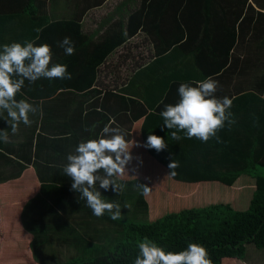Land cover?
Returning a JSON list of instances; mask_svg holds the SVG:
<instances>
[{"label": "trees", "instance_id": "trees-1", "mask_svg": "<svg viewBox=\"0 0 264 264\" xmlns=\"http://www.w3.org/2000/svg\"><path fill=\"white\" fill-rule=\"evenodd\" d=\"M59 1L0 0V46L24 41H35L37 45L47 43L52 48V63L70 67L81 64L85 69V80L82 73H72L70 80L42 78L34 84L26 80L17 100L35 96L34 86L40 87L43 83L54 86V89L43 90L46 96L68 87L89 91L95 84L98 66L126 38L123 33L118 39L110 34L92 38L81 30L80 18H59L48 11L45 13L46 5H60ZM63 1V5L92 6L105 2ZM246 3L247 0L140 1L132 19L139 23L138 20L144 18L142 26H151L156 51L155 64L149 70L148 79L156 84L154 97L159 94L157 90H163L167 97L179 100V85L193 81L179 76L166 80V75L159 70V64L166 57L165 50L157 48L161 47L162 41L160 24L169 16L168 13L174 12L173 16L178 17L185 28L184 17L192 20L191 31L186 38L176 37L175 43L167 44V51L175 50L188 72L217 70L230 79L238 78L239 81H229L233 91H229L228 96L233 99L230 111L236 123L231 130L226 123L224 129L217 133L223 143H217L214 138L207 143L196 138L173 140L171 130L163 127V119L159 115L167 104V98L161 104L150 100L146 108L142 106L135 114L134 121L143 119V145L139 144L141 150L133 154L142 151L143 156L133 157L131 173L152 161L160 167L149 168L142 175L134 173L137 177H133L130 183H124L127 184L126 193L132 198L122 196L126 202H116L121 209V219L118 220H112L108 212L102 217L94 216L86 201L80 198V193L72 190L71 196L59 208V202L45 204L50 209L41 216L40 209L45 206L41 208L33 202L24 210L22 221L26 231L33 235L30 249L36 263L52 264L59 260L56 252L65 255L70 252L73 257L55 264H134L139 251L137 245L145 237L166 251L174 252L184 250L189 242L202 244L212 264H223L226 260L244 261L249 244L264 249V58L250 59L258 47L263 50L260 46H264V39L255 45L244 38L243 20L249 16H239ZM236 8L240 11L237 12ZM237 22L240 24L239 37ZM134 28L129 24L128 30ZM64 37L74 41L73 55H65L64 49L59 47ZM237 86L242 89L238 90ZM148 90L154 91L149 85ZM253 114L259 118L257 126L253 124ZM150 133L163 137L166 149L157 152L145 147ZM172 159L179 161V167L173 170L175 175L168 168ZM124 175L128 177L129 173ZM251 178L255 180L256 190L245 211L236 209L231 202L217 203L208 195L222 191L226 186L246 193L250 189L246 182ZM139 184L150 188L147 195L142 193ZM110 197L107 201L114 202L112 194ZM177 198L184 203L180 209L174 208ZM117 199H121L119 194ZM39 203L43 204L42 198Z\"/></svg>", "mask_w": 264, "mask_h": 264}, {"label": "crops", "instance_id": "crops-1", "mask_svg": "<svg viewBox=\"0 0 264 264\" xmlns=\"http://www.w3.org/2000/svg\"><path fill=\"white\" fill-rule=\"evenodd\" d=\"M84 1L88 3V0ZM140 1L105 0L100 5L94 3L95 6H92L63 5L64 1L60 0V5H46L45 13L48 11L49 14L59 18H80L81 30L92 38L110 34L114 39H118L122 37V33L126 38L121 46L114 49L107 60L98 66L95 84L89 91L68 87L60 88L52 95L46 96L43 95V90L54 89V86L43 83L40 87L34 86L35 96L19 98V100L27 99L40 109L36 115L30 114L31 126H25L21 122L17 133L13 135L6 121L9 119L7 112L0 111V131L7 130L9 135L8 143L0 140V237L6 235L12 242L13 239L32 241L33 235L23 226L24 210L33 202L41 208L51 201L59 202L57 208L66 202L72 191L71 180L64 174L63 166L67 162V155L74 152L81 140L96 138L106 124L114 121L113 127L119 126L126 131V140L129 139L132 156L142 157V151L133 154L141 150L139 144L143 145L141 136L143 119L134 121L135 114L142 106L146 108L150 100L158 104L166 98L167 104L178 102L177 97L169 98L167 92L163 90H157L159 94L154 97L156 84L148 79L156 51L152 42L151 26L149 24L147 28L142 26L145 21L143 17L142 21L138 20L139 23L132 19L137 13ZM236 11L239 12V8H236ZM168 14L169 16L163 18L160 24L162 41L161 47L157 46L159 50L164 49L166 52V57L159 64L160 73L166 75V80L179 76L202 81L211 76L219 81L215 95L218 98L230 96L229 91H233V86L229 81L236 82L239 81L238 78L230 79L227 75L217 73V70L188 72L176 51L172 50L171 53L167 51V44L175 43L176 37L186 38L192 24L189 17H184L187 25L185 28L180 19L173 16L174 12ZM187 14L188 12L186 16ZM241 16H249L243 20L244 38L258 45L260 40L264 39V0H247L239 17ZM129 24L134 25L135 28L128 30ZM239 26L237 22L238 37ZM260 47L263 50L258 47L251 55V60L264 58V46ZM167 56L170 57L169 60ZM68 71L71 74L82 73L85 80V69L81 64L68 66ZM148 85L154 91L148 90ZM86 127L92 131H85ZM131 164L132 162L128 166V177L120 176L128 180L124 181L117 177L118 183H129L133 176L137 177L134 173L142 175L141 167L131 173L133 170ZM157 167L160 166L155 161L148 164V169ZM97 188H99L98 184ZM100 191L106 200H110L112 194L114 202L120 201L117 199L118 193L103 189ZM41 198L43 204L39 203ZM45 208L40 209L42 213L40 216L47 213L50 206L46 205ZM3 242L0 239V245ZM28 248L30 249V246ZM225 262L237 264L240 261Z\"/></svg>", "mask_w": 264, "mask_h": 264}, {"label": "clouds", "instance_id": "clouds-1", "mask_svg": "<svg viewBox=\"0 0 264 264\" xmlns=\"http://www.w3.org/2000/svg\"><path fill=\"white\" fill-rule=\"evenodd\" d=\"M59 47L64 49L65 55L75 53V43L70 37H64ZM52 56V48L47 43L37 45L35 41H24L0 46V111L7 112L9 119L6 121L13 135L21 122L31 126L30 114L36 115L40 111L27 99H16L26 80L34 84L42 78H72L68 66L52 63ZM218 87L219 81L211 76L179 85L178 102L165 104L159 113L163 127L171 130L173 140L196 138L207 143L214 138L217 143L224 142L217 133L224 129L226 123L231 130L236 120L230 111L233 99L228 96L218 98L215 95ZM253 118V124L257 126L259 118L255 114ZM113 123L106 124L96 138L81 140L74 152L67 155L63 172L71 180V190L80 193V198L86 201L94 216L102 217L108 212L112 220H118L121 219L119 203L108 202L100 189L122 192L126 185L118 183L116 178L129 173L128 166L133 156L126 131L119 126L113 127ZM85 131L92 129L86 127ZM179 133H183V137ZM0 140L9 142L7 130L0 131ZM144 146L160 152L166 149L167 144L163 137L150 133ZM178 167L176 159L168 164L172 175L176 174L173 170ZM138 187L144 195L150 191L146 184H139ZM137 247L139 251L134 264H212L207 249L199 243L189 242L184 250L174 252L166 251L157 242L145 237Z\"/></svg>", "mask_w": 264, "mask_h": 264}, {"label": "rangeland", "instance_id": "rangeland-1", "mask_svg": "<svg viewBox=\"0 0 264 264\" xmlns=\"http://www.w3.org/2000/svg\"><path fill=\"white\" fill-rule=\"evenodd\" d=\"M149 54L150 53H148V56ZM147 169H148V165L141 166V173L144 174ZM251 181H250L251 183L246 182V185L250 187V189H247L246 193L242 191H238L237 189H231L230 187L226 188L227 187L226 186L222 191L212 192V193H209L208 195L210 198L214 199V201L217 203L218 202H231L235 206L236 209L245 211L249 208L252 194L256 190L255 180L252 179ZM211 184H218V183H211ZM125 185L126 187L124 188V190L122 192H118L121 198L119 200L122 203L126 202L122 199V196L127 197V198H132V195H129L126 193L127 184ZM218 185H221V184H218ZM239 186L241 187L242 185H239ZM133 191H134V188L132 189V192ZM52 203H53L52 201L49 202V204H52ZM174 205H175L174 206L175 209H180L184 206V203L179 198H177L174 200ZM0 239L4 241L0 245V264H38L35 262V258L33 256L32 251L28 248L31 243L30 240H26L24 242V241H16L13 239V242H12L6 235L1 236ZM246 248H247V254H246V259H245L246 261L245 260H244L245 262L240 261L237 264H264V249H258L252 244L247 245ZM56 254L59 260L53 261L52 264L67 261V259H70L71 257L74 256V254L70 252L67 255L60 254L57 252ZM223 264H228V263L225 262Z\"/></svg>", "mask_w": 264, "mask_h": 264}]
</instances>
